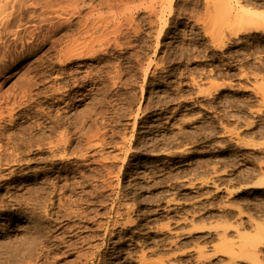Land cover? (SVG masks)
Listing matches in <instances>:
<instances>
[{
	"label": "rangeland",
	"instance_id": "374dc122",
	"mask_svg": "<svg viewBox=\"0 0 264 264\" xmlns=\"http://www.w3.org/2000/svg\"><path fill=\"white\" fill-rule=\"evenodd\" d=\"M29 1L3 35L43 24L0 71V264H264V0H76L65 23L54 0L53 25Z\"/></svg>",
	"mask_w": 264,
	"mask_h": 264
},
{
	"label": "bare ground",
	"instance_id": "6f19581e",
	"mask_svg": "<svg viewBox=\"0 0 264 264\" xmlns=\"http://www.w3.org/2000/svg\"><path fill=\"white\" fill-rule=\"evenodd\" d=\"M29 1V0H28ZM31 1H33V0H31ZM31 1H29V2H31ZM42 1V0H41ZM63 1H66V0H63ZM71 1V0H70ZM73 1V0H72ZM121 1V0H120ZM163 1V0H162ZM162 1L160 0V2L162 3ZM207 1V0H206ZM209 1V0H208ZM214 1V0H213ZM239 1V0H238ZM248 1V0H247ZM17 2V3H16ZM36 2V4H34ZM35 2H33L32 4H34L35 6L36 5H38V1H36L35 0ZM43 2V3H42ZM42 2H40L41 3V6H40V9L42 8V11H41V13L40 14H38V15H40L39 17H41V18H38L39 19V21H40V19H41V21L42 22H44V21H47V22H50V23H52V21H54L53 19L54 18H57L58 20V22H57V24L59 23V24H62V21H61V14L59 15H57V11H58V9L55 7V3H54V0H43ZM58 2V1H57ZM66 2H68V1H66ZM79 1H76V0H74L73 2H71V7L72 8H70V10L69 11H71L70 13H68V14H66L65 16H63L64 17V23L65 22H68V20H69V18H71V16H73L74 15V12H76L77 10V3H78ZM81 2V1H80ZM110 2V1H109ZM164 2V1H163ZM211 2V1H210ZM252 2V1H251ZM59 3H60V1H59ZM59 3H56V4H59ZM68 3H70V2H68ZM73 3V4H72ZM84 3H86V2H84ZM123 3V2H122ZM125 3V2H124ZM214 3V2H213ZM238 3V2H237ZM27 4V2H26V0H0V71H1V69H4V68H6L7 67V52H11V50L9 49L10 48V46L11 45H13V47L15 46L16 47V45L18 44L17 42H19V41H21V40H23V39H26L24 36L22 37V35H21V33H26V32H28L31 36H29V34L27 35V34H25V35H27V36H29V37H31L32 38V35H34V37H35V35H36V33H37V31H40L41 30V24L39 25V23H36V24H33V26H32V29H30V31H28L29 29H23V30H21V29H17V26H16V29L17 30H11V31H13V38H12V40L10 41L9 40V43L7 44V42H5V41H3L4 39H3V35H5V33L6 32H8L7 30H8V28H9V26H10V24H11V22H12V18H13V15H14V12H16L18 9L21 11V9H22V7H24L25 8V5ZM31 4V3H30ZM30 4H28V5H30ZM81 4V3H80ZM107 4V3H106ZM158 4V3H157ZM212 4V3H211ZM216 6H219L220 7V5H218L216 2L214 3ZM28 5H26V7L28 6ZM40 5V4H39ZM70 5V4H69ZM112 5V4H111ZM208 5V4H207ZM225 5H227V2H226V4L224 3L223 4V8H224V6ZM13 9V8H15V9H13V10H11L10 9V7ZM33 5H31L30 7H32ZM82 6V5H81ZM96 6V5H95ZM109 6V5H108ZM124 6V5H123ZM163 6V5H162ZM209 6H210V4H209ZM222 6V5H221ZM263 6V5H262ZM9 7V8H8ZM59 7H61L60 6V4H59ZM58 7V8H59ZM68 7V6H67ZM98 7V6H97ZM101 7H102V5H101ZM103 7H105V6H103ZM126 7H127V4H126ZM208 7V6H207ZM213 7V6H212ZM215 7V6H214ZM218 7V8H219ZM228 7V5L226 6V8ZM9 9V11H8V9ZM36 8H37V6H36ZM111 8V7H110ZM238 7H237V5H236V3H232V4H230V9L228 10V9H225L226 11H230L231 9L232 10H235V12H236V14H239V18H240V16H241V18H243V14H244V12H246V11H250V12H252L251 10H243L244 8H242V6H241V8H242V11H241V9H237ZM253 8V7H252ZM17 9V10H16ZM60 9V8H59ZM69 9V8H68ZM81 9V8H80ZM103 9V8H102ZM116 9H117V7H116ZM122 9V8H121ZM127 9H128V7H127ZM157 9V8H156ZM159 9H162V8H159ZM214 9H217L216 7L214 8ZM248 9V8H247ZM10 10L11 11H14V12H10ZM25 10V9H24ZM90 10V9H89ZM110 10V9H109ZM113 10V6H112V9H111V11ZM164 10V9H163ZM210 10V9H209ZM220 10H222L221 8H220ZM224 10V11H225ZM6 11H8L9 13L7 14V12ZM63 11V10H62ZM61 11V12H62ZM65 11V10H64ZM79 11V10H78ZM91 11V10H90ZM90 11H89V13H90ZM96 11V10H95ZM110 11V12H111ZM120 11V10H119ZM214 11H217V10H214ZM219 11V10H218ZM223 11V10H222ZM240 11H241V13H240ZM255 11V10H254ZM22 12V11H21ZM113 12V11H112ZM121 12H124V11H121ZM162 12H164V11H162ZM212 12V11H211ZM231 12V11H230ZM230 12H227L226 14L227 15H229V13ZM264 12V11H263ZM11 13V14H10ZM17 13V17H18V13H19V11L18 12H16ZM80 13V12H79ZM118 13V12H117ZM160 13V12H159ZM208 13V12H207ZM225 12H223V13H221V14H223V18H224V14ZM256 13L257 12H254V13H252V15L250 16L249 15V17H250V20H251V22L253 23V25H249L250 26V28H252L251 26H254L256 29H258L257 27H259L260 29H264V13H263V15H262V13L261 14H257L256 15ZM20 14V13H19ZM212 14H213V12H212ZM216 14V13H215ZM218 14V13H217ZM216 14V15H217ZM232 14H234L235 16H236V14L235 13H232ZM241 14V15H240ZM246 14V13H245ZM248 14H250L249 12H247V15ZM253 14H254V16H253ZM21 15V14H20ZM38 15H37V17H38ZM57 15V16H56ZM91 15H92V12H91ZM226 15V16H227ZM157 16V15H156ZM210 16H212V15H210ZM213 16H215V15H213ZM218 16V15H217ZM225 16V17H226ZM15 17V16H14ZM16 17V18H17ZM60 17V18H59ZM86 17V16H85ZM100 17H102V15L100 16ZM103 17H106V16H104L103 15ZM129 17V16H128ZM128 17H126V18H128ZM131 17V16H130ZM109 18V17H108ZM111 18V17H110ZM124 18V17H123ZM125 18V19H126ZM211 18V17H210ZM228 18V17H227ZM232 18H234L233 17V15H232ZM231 18V19H232ZM247 18H248V16H247ZM19 19L21 20V18L19 17ZM107 19V18H106ZM129 19H131V18H129ZM230 19V20H231ZM75 20V19H74ZM91 20V19H90ZM93 20V19H92ZM127 20V22H128V19H126ZM132 20V19H131ZM130 20V21H131ZM226 20V19H225ZM225 20H223V21H225ZM233 20V19H232ZM231 20V21H232ZM243 19H241V22H243L242 21ZM247 20V19H246ZM61 21V22H60ZM70 21V20H69ZM87 21V20H86ZM105 21V19H103V22ZM107 21V20H106ZM239 21H240V19H239ZM238 21V22H239ZM245 21V20H244ZM18 22H20V21H17V24H19ZM152 22V21H151ZM226 22V21H225ZM246 22V21H245ZM251 22H250V24H251ZM13 23H14V20H13ZM56 23V22H55ZM54 23V24H55ZM82 23V22H81ZM118 23L120 24V22L118 21ZM154 23V22H153ZM224 23V22H223ZM16 24V25H17ZM56 24V25H57ZM68 24V23H67ZM88 24V23H87ZM87 24H83L84 25V27H83V31L86 29V28H94V26H92L91 24H89V25H91L92 27H88L87 26ZM165 24V23H164ZM237 24V23H236ZM236 24H234V25H236ZM241 24H245V23H241ZM248 24V23H247ZM21 25V24H20ZM43 25V24H42ZM52 25H53V23H52ZM233 25V26H234ZM238 25V24H237ZM62 26V25H61ZM79 26V25H78ZM100 26V25H99ZM108 26V25H107ZM118 26V25H117ZM226 27H227V25H225ZM229 26H230V24H229ZM239 26V25H238ZM240 26H242V25H240ZM243 26H245V25H243ZM20 27V26H19ZM18 27V28H19ZM52 27V26H51ZM66 27V26H65ZM95 27H97V26H95ZM103 27H104V25H103ZM111 27V26H110ZM112 27H113V25H112ZM119 27V26H118ZM247 27V26H246ZM254 27H253V29H254ZM12 28V27H11ZM78 28V27H77ZM101 28V27H100ZM235 28H236V31H237V27L235 26ZM240 28V27H239ZM245 28V27H244ZM52 29V28H51ZM59 29V28H58ZM81 29V28H80ZM95 29V28H94ZM167 29V28H166ZM252 29V30H253ZM56 30V29H55ZM92 30V29H91ZM103 30V29H102ZM161 30H162V28H161ZM251 30V29H250ZM255 30V29H254ZM26 31V32H25ZM87 31V30H86ZM88 31H90V30H88ZM104 31V30H103ZM114 31V30H113ZM117 31V30H116ZM232 31V30H231ZM235 30H234V32H236ZM82 32V31H81ZM101 32V31H100ZM99 32V33H100ZM107 33H108V31H106ZM111 32H112V30H111ZM158 32H159V30H158ZM164 32V31H163ZM162 32V33H163ZM208 32V31H207ZM47 33V32H46ZM77 33H78V31H77ZM86 33V32H85ZM87 33H89V32H87ZM97 33V32H96ZM113 33V32H112ZM111 33V34H112ZM118 33V32H117ZM209 33V32H208ZM50 34H52L51 32H50ZM92 34V33H91ZM95 34V33H94ZM104 34V33H103ZM158 35H159V33H157ZM38 35V34H37ZM46 35V34H45ZM106 35V34H105ZM107 35H109V34H107ZM210 35V34H209ZM48 36V35H47ZM76 36V35H75ZM91 36V35H90ZM98 36V35H97ZM97 36H95V37H97ZM41 37V36H40ZM89 37V36H88ZM99 37V36H98ZM103 37H104V35H103ZM106 37V36H105ZM112 37H114V36H112ZM89 38H91V37H89ZM100 38H102V37H100ZM37 39V38H36ZM80 39V38H79ZM86 39V38H85ZM103 39V38H102ZM112 39V38H111ZM111 39H109V40H111ZM7 40V39H6ZM27 41H28V39H26ZM73 40H75V39H73ZM87 40V39H86ZM8 41V40H7ZM66 41V40H65ZM77 41H78V39H77ZM76 41V42H77ZM79 41H82V40H79ZM83 41H85L84 39H83ZM100 41H101V39H100ZM24 42V41H23ZM71 42V41H70ZM86 42L88 43V41H85V42H82L83 44H81V43H75V42H71V44L69 45V46H71V47H73V48H71L70 47V49L72 50V49H74V50H70L73 54L71 55V52L70 51H68V49H69V46H68V49H66V51L64 50L63 52H62V54L60 53V56L59 57H62V56H66V55H69L70 57L72 56L73 57V55L74 56H77V55H79V56H83L84 54H87V52H89L92 48H89V47H87V44H86ZM90 42V41H89ZM103 42H106V41H103ZM73 43V44H72ZM93 43V42H92ZM95 43H97V41L95 42ZM108 43L109 42H107V45H108ZM118 43V42H117ZM120 43V42H119ZM22 44V43H21ZM98 44V43H97ZM110 44V43H109ZM24 45V44H23ZM22 45V46H23ZM73 45V46H72ZM82 45H83V47H82ZM99 45V44H98ZM105 45V44H104ZM93 46V45H92ZM91 46V47H92ZM100 46V45H99ZM102 46V45H101ZM116 46H118V45H116ZM115 46V47H116ZM28 47V46H27ZM94 47V46H93ZM97 47V46H96ZM109 47V46H108ZM22 48V47H21ZM63 48H66V47H63ZM104 48H105V46H104ZM14 49V48H13ZM22 49H24V47L22 48ZM100 49V48H99ZM10 50V51H9ZM16 50V49H15ZM95 49H92L91 51H94ZM22 51V50H21ZM98 50H96V52H97ZM18 52V51H17ZM75 52H76V54H75ZM95 52V51H94ZM94 52H92L93 53V55H94ZM13 53V52H12ZM59 55V54H58ZM90 55V54H89ZM9 56H12V55H9ZM69 56H67L66 58H68ZM78 56V57H79ZM69 57V59H71ZM77 57V58H78ZM84 58H85V56H83ZM63 58V57H62ZM76 58V57H75ZM74 58V59H75ZM67 60V59H66ZM66 62V61H65ZM63 63V62H62ZM149 64V63H148ZM10 66V65H9ZM8 68V67H7ZM147 68H148V66H147ZM117 69V68H116ZM144 70H146V68L144 69ZM143 70V71H144ZM3 71V70H2ZM57 71V70H56ZM116 73H117V71H116ZM144 73H146V72H144ZM120 74V73H119ZM88 75V74H87ZM115 75V74H114ZM120 77V76H119ZM59 78V77H58ZM87 79V78H86ZM91 79V78H90ZM118 79V78H117ZM85 80V79H84ZM26 81V80H25ZM78 82V81H77ZM83 82V81H82ZM76 83V82H75ZM30 84V83H29ZM73 85H75V84H73ZM26 86V85H25ZM27 86H28V84H27ZM85 86V85H84ZM23 87V86H22ZM21 87V88H22ZM76 87V86H75ZM28 88V87H27ZM51 88V87H50ZM29 89H30V87H29ZM67 89V88H66ZM85 90V89H84ZM24 91V90H23ZM29 91V90H28ZM21 92V91H20ZM24 93V92H23ZM27 93V92H26ZM60 93V92H59ZM66 93V92H65ZM79 93V92H78ZM83 93V92H82ZM63 94V93H62ZM89 94V93H88ZM20 95V94H19ZM21 96H23V94H21ZM20 96V97H21ZM35 96V95H34ZM8 97V96H7ZM15 97V96H14ZM25 97V96H24ZM23 97V98H24ZM83 97V96H82ZM1 98V97H0ZM25 98H27V97H25ZM24 98V99H25ZM70 98V97H69ZM76 98V97H75ZM6 99V98H5ZM8 100V99H7ZM39 100V99H38ZM27 101V100H26ZM72 101V100H71ZM2 102V101H1ZM5 102V101H4ZM22 102H23V100H22ZM21 102V103H22ZM6 103V102H5ZM5 103H4V105H5ZM17 104V103H16ZM15 104V105H16ZM23 104V103H22ZM26 104V103H25ZM31 104V103H30ZM10 105H12V104H10ZM66 105V104H65ZM7 106H8V104H7ZM12 107V106H11ZM62 107V106H61ZM9 108V107H8ZM26 108V107H25ZM37 108V107H36ZM11 109V108H10ZM23 109V108H22ZM0 110H2V109H0ZM7 110V109H6ZM42 110V109H41ZM10 111V110H9ZM12 111V110H11ZM10 111V112H11ZM13 111H15V109L13 110ZM47 112V111H46ZM59 112V111H58ZM1 113V112H0ZM7 113H8V110H7ZM10 114H12V113H10ZM10 114H8L9 116H10ZM4 115H5V113H4ZM64 116V115H63ZM1 117V116H0ZM10 117H8V119H9ZM73 118V117H72ZM10 120V119H9ZM59 120V119H58ZM14 121V120H13ZM65 121V120H64ZM53 122V121H52ZM73 122V121H72ZM43 125V124H42ZM49 125V124H48ZM56 125V124H55ZM58 125V124H57ZM64 125V124H63ZM67 125V124H66ZM65 125V126H66ZM38 127H40V126H38ZM49 127V126H48ZM56 127V126H55ZM2 128V127H1ZM65 128V127H64ZM63 128V129H64ZM42 130V129H41ZM46 130V129H45ZM52 130V129H51ZM65 130V129H64ZM25 131V130H24ZM44 131V130H43ZM61 131V130H60ZM98 131V130H97ZM36 132V131H35ZM50 132V131H49ZM56 132V131H55ZM62 132H63V130H62ZM67 132V131H66ZM71 132V131H70ZM69 132V133H70ZM23 133V132H22ZM33 133V132H32ZM37 133V132H36ZM58 133V132H57ZM13 134V133H12ZM16 134V133H15ZM2 135V134H1ZM33 135V134H32ZM60 135V134H59ZM66 135H68V134H66ZM47 136V135H46ZM55 136V135H54ZM58 136V135H57ZM61 136V135H60ZM64 136V135H63ZM69 136V135H68ZM9 137V136H8ZM26 137V136H25ZM36 137V136H35ZM67 137V136H66ZM3 138V137H2ZM10 138V137H9ZM47 138V137H46ZM55 138H57V137H54V139ZM62 137H58L57 139H61ZM100 138V137H99ZM45 139V138H44ZM65 139H67V138H65L64 137V139L62 138V140L64 141ZM70 139V138H69ZM72 139V138H71ZM87 139H89V138H87ZM91 139V138H90ZM9 140V139H8ZM39 140V139H38ZM68 140V139H67ZM74 140V139H73ZM95 140V139H94ZM6 141V140H5ZM42 141V140H41ZM55 141V140H54ZM62 141V142H63ZM66 141V140H65ZM69 141V140H68ZM92 141V140H91ZM96 141V140H95ZM48 142H49V139H48ZM61 142V143H62ZM87 142H88V140H87ZM98 142V141H97ZM96 142V143H97ZM99 142H100V140H99ZM101 142H102V140H101ZM50 143H52V142H50ZM61 143H59V141H58V144H61ZM56 144V143H55ZM63 144H66V143H64L63 142ZM79 144V143H78ZM92 144V143H91ZM99 143H97V145H98ZM31 145V144H30ZM57 145V144H56ZM88 145V144H87ZM97 145H95V146H97ZM103 145V144H102ZM35 146V145H34ZM53 146V145H52ZM60 146V145H59ZM62 146V145H61ZM89 146V145H88ZM30 147V146H29ZM35 147H37V146H35ZM41 147V146H40ZM72 147V146H71ZM14 148V147H13ZM18 148V147H17ZM43 148V147H42ZM47 148H50V146L49 147H47ZM62 148H63V146H62ZM91 148V147H90ZM36 149V148H35ZM12 150V149H11ZM20 150V149H19ZM28 150V149H27ZM32 150V149H31ZM40 150V149H39ZM96 150H97V148H96ZM4 151V150H3ZM50 151V150H49ZM86 151V150H85ZM94 151V150H93ZM6 152V151H5ZM10 152V151H9ZM54 152V151H53ZM92 152V151H91ZM97 152V151H96ZM100 152V151H99ZM4 153V152H3ZM15 153V152H14ZM47 153V152H46ZM71 153H72V151H71ZM80 153V152H79ZM95 153V152H94ZM98 153V152H97ZM61 154V153H60ZM1 155V154H0ZM7 155V154H6ZM57 155H58V153H57ZM82 155V154H81ZM13 156V155H12ZM21 156V155H20ZM5 157V156H4ZM15 157V156H14ZM79 157H81V156H79ZM7 158V157H6ZM49 158H50V156H49ZM82 158V157H81ZM43 159V158H42ZM46 159V158H45ZM79 159V158H78ZM83 159V158H82ZM5 160V159H4ZM23 160V159H22ZM59 160V159H58ZM59 161H61V160H59ZM62 162V161H61ZM1 169V168H0ZM1 178V177H0ZM258 185H264V175L262 176V177H260V179L258 180ZM250 223V222H249ZM256 226H258V225H256ZM261 228V227H260ZM260 245V244H259ZM262 246H263V244H262ZM256 251H259V252H264V248H262V247H258L257 246V248H256Z\"/></svg>",
	"mask_w": 264,
	"mask_h": 264
}]
</instances>
